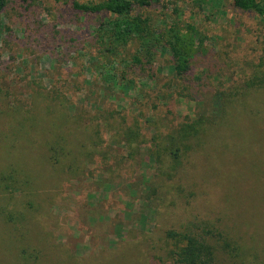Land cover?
<instances>
[{
  "label": "rangeland",
  "instance_id": "374dc122",
  "mask_svg": "<svg viewBox=\"0 0 264 264\" xmlns=\"http://www.w3.org/2000/svg\"><path fill=\"white\" fill-rule=\"evenodd\" d=\"M66 1L0 14V264H171L176 234L210 231L232 246L221 264H264V19L234 0L139 7L195 38L181 77L166 49L105 52L108 16H66L104 0Z\"/></svg>",
  "mask_w": 264,
  "mask_h": 264
},
{
  "label": "trees",
  "instance_id": "16d2710c",
  "mask_svg": "<svg viewBox=\"0 0 264 264\" xmlns=\"http://www.w3.org/2000/svg\"><path fill=\"white\" fill-rule=\"evenodd\" d=\"M26 4L30 0H17ZM56 3L68 5L66 0H54ZM153 0H104L99 3H80L72 1L70 11L66 16H108L101 22L94 34L99 45L105 47V52L116 55L129 45L140 43V52L145 54L148 64L153 63L156 50H168L173 57L174 72L184 77L194 73L193 62L197 55V46L193 36L183 34L177 27L169 30L157 27L151 23L150 18H143L136 14L139 7L151 6ZM12 0H0V14L3 13ZM237 9L248 12L264 19V0H234ZM63 16L65 14L62 13ZM150 43L154 45L151 46ZM139 65L144 63L140 56L134 58ZM192 70V71H191ZM194 127L189 125L182 129L184 136L191 133ZM183 138V137H182ZM185 139V138H184ZM208 235L216 239L213 242L206 237L193 234H176L184 243L173 254L171 264H221L223 254L230 255L232 246L220 232L210 231Z\"/></svg>",
  "mask_w": 264,
  "mask_h": 264
}]
</instances>
